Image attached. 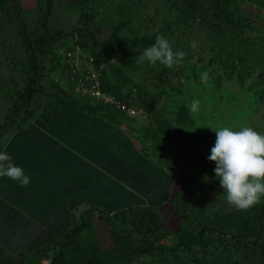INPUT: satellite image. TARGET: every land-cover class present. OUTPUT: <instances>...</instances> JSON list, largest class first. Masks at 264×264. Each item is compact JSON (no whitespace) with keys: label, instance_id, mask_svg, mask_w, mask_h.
<instances>
[{"label":"rangeland","instance_id":"obj_1","mask_svg":"<svg viewBox=\"0 0 264 264\" xmlns=\"http://www.w3.org/2000/svg\"><path fill=\"white\" fill-rule=\"evenodd\" d=\"M21 1L32 31L39 30L47 19L52 31L66 33L43 56L46 77L54 90L83 111L94 109L92 115L123 129L146 158L172 175L168 204L160 207L162 227L174 232L164 239L165 243H177L183 229L195 231L200 219L230 218V214L253 216L264 209V197L246 210L229 205L215 178V162L207 159L216 138L211 127L238 130L247 126L264 134V0H229V12L239 25L232 28L233 35L226 25L228 30L219 36L212 34L208 21L189 10L186 0H54L50 9L48 0ZM9 3L12 6L13 0ZM1 4L0 112L6 114L10 124L24 114L21 109L18 117L14 106L27 87L29 50L14 10L15 19ZM239 30L241 36L235 34ZM94 31L108 42L107 46L93 47ZM158 35H163L174 51L185 53L181 62L171 67L137 62L140 52ZM76 49L79 57H68L67 53ZM93 74L102 89L105 80L112 86V91L106 92L137 113L128 115L79 89L77 79ZM55 98L50 94L44 99L41 119H46L43 115L52 107L56 110L51 115L52 123L60 120L57 110L67 117L70 108H65L62 101L58 106ZM193 99L200 102L197 113L190 111ZM10 126L14 127L13 123ZM178 192L183 193L177 203L186 218L172 206ZM107 205L114 206L110 202ZM73 207L71 215L60 218V227L72 228L80 223L81 209ZM93 219V226L82 232L78 241L87 245L98 239L104 250L111 249L114 239L109 227L101 215L95 214ZM233 234L210 237L207 252L200 251L197 256H205L210 262L222 257L231 264H264V246L240 241ZM192 254L179 249L163 255H143L133 264H196Z\"/></svg>","mask_w":264,"mask_h":264},{"label":"crops","instance_id":"obj_2","mask_svg":"<svg viewBox=\"0 0 264 264\" xmlns=\"http://www.w3.org/2000/svg\"><path fill=\"white\" fill-rule=\"evenodd\" d=\"M54 112L0 133V152L30 177L21 185L0 176V259L18 258L28 244L58 227L71 200L102 206L110 202L116 212L118 206L162 198L165 187L169 191L172 175L146 158L123 129L79 108L68 109L65 118L57 110L60 120L52 123ZM5 116L0 112V128ZM88 203L75 206L81 213Z\"/></svg>","mask_w":264,"mask_h":264},{"label":"trees","instance_id":"obj_3","mask_svg":"<svg viewBox=\"0 0 264 264\" xmlns=\"http://www.w3.org/2000/svg\"><path fill=\"white\" fill-rule=\"evenodd\" d=\"M47 2L50 9L54 0ZM0 3L3 4L2 7L6 8V12L12 15L13 19L16 17L20 35L24 38L29 50L27 87L20 94L19 102L14 106L17 114L20 113L21 109L24 110V114L21 115L20 120L18 118L16 121H10L14 127L7 124L8 120H6L0 128V133L9 128L10 130L7 132H13L32 124V121L39 116L43 109L44 99L50 94L57 97L55 100L57 99L56 104L58 106L62 101L65 108L82 109L81 106L60 96L59 92L54 90L53 85L47 80L46 67L43 63L44 54L65 37L66 33L61 30L52 31L48 26L47 19L42 22L39 30L32 31L24 14L21 0H13L12 6L9 0H0ZM185 5L192 13L200 16L203 21L209 22L208 28L214 35L219 36L223 33L226 25L231 28L230 33L233 35L232 28L239 25L229 12V0H186ZM235 34L241 36L242 30ZM91 40L96 49L108 45V42H103L95 35V31L91 32ZM118 47H122V45ZM102 85L105 91H112V86H109L105 80ZM37 94L39 97L36 96ZM88 111V113L93 114L94 109ZM166 189L167 187L162 189L165 191L162 198L156 197L152 200L150 197L149 203L141 202L140 204L132 203L126 207L118 206L116 212H114L115 205L102 206L78 199L71 200L64 206L63 217L71 215L73 205L89 204L88 208L80 213L79 224L72 228L60 227L59 225L47 230L18 258L5 256L0 259V264H47V262L48 264H133L143 255L157 256L179 249L192 251V259L196 264H231L228 259L225 261L222 257L210 262L205 256H197L200 251L207 252L206 248L209 245L210 237L228 232H233V236L240 241H252L254 245L264 246L263 208L254 213L253 216L239 217L230 214L232 216L230 218L216 216L200 219L196 222L195 231L188 232L183 229L182 233L178 235L179 241L177 243H165L164 239L174 233L172 230L162 227L163 216L160 207L169 199V191ZM154 193L156 194V192ZM178 194L179 192L175 196L172 206L182 217L186 218V213L177 203L183 193ZM95 214L101 215V220L109 227L114 239V246L111 249L104 250L98 239L93 244L87 245L80 244L78 241L79 235L93 226ZM197 247L200 250H196Z\"/></svg>","mask_w":264,"mask_h":264},{"label":"clouds","instance_id":"obj_4","mask_svg":"<svg viewBox=\"0 0 264 264\" xmlns=\"http://www.w3.org/2000/svg\"><path fill=\"white\" fill-rule=\"evenodd\" d=\"M184 55L183 51H174L163 35H158L150 46L140 52L137 62H159L171 67L181 62ZM199 103V100L193 99L190 111L197 113ZM211 129L216 138L207 159L215 162V178L223 189L227 203L238 210H246L264 197V134L247 126L238 130L228 126ZM0 176H8L21 185L30 182V177L12 163L11 156L6 152H0Z\"/></svg>","mask_w":264,"mask_h":264},{"label":"built area","instance_id":"obj_5","mask_svg":"<svg viewBox=\"0 0 264 264\" xmlns=\"http://www.w3.org/2000/svg\"><path fill=\"white\" fill-rule=\"evenodd\" d=\"M77 54H78V49L67 53L68 57L70 58H74L75 56L79 57V55ZM81 76L82 77L77 79V85L79 86V89H82L84 93H89L90 95L100 100L101 102L105 104H111L116 108L120 109L121 111L126 112V114L128 115H135L137 113V110L128 107L126 103L117 100L110 93L104 91L102 87L99 85V82L94 74L87 77H85V75L84 76L81 75Z\"/></svg>","mask_w":264,"mask_h":264}]
</instances>
